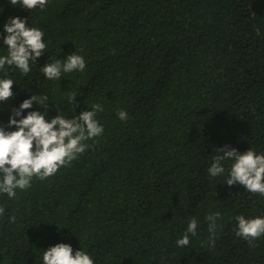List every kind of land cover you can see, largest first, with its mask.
<instances>
[{"label":"trees","instance_id":"trees-1","mask_svg":"<svg viewBox=\"0 0 264 264\" xmlns=\"http://www.w3.org/2000/svg\"><path fill=\"white\" fill-rule=\"evenodd\" d=\"M14 17L48 47L27 75L0 72L15 81L0 126L15 131L12 110L47 95L49 120L102 105L104 132L55 175L0 194V264H43L58 243L94 264H264V236L249 246L235 234L236 216H264V196L225 183L232 161L207 172L225 145L264 154V0H48L32 11L0 0V56ZM74 53L84 72L43 76ZM28 111L43 109L19 118ZM217 212L213 246L207 217ZM192 218L196 235L179 247Z\"/></svg>","mask_w":264,"mask_h":264},{"label":"clouds","instance_id":"clouds-1","mask_svg":"<svg viewBox=\"0 0 264 264\" xmlns=\"http://www.w3.org/2000/svg\"><path fill=\"white\" fill-rule=\"evenodd\" d=\"M16 7L19 5L25 11L39 8L43 10L48 0H9ZM26 20L20 17L10 18L3 26V45L7 54L0 56V72L7 68L18 69L23 75L32 71L31 65L46 53L47 44L44 42L45 33L36 27L26 26ZM86 61L79 54H70L64 60L51 61L41 67V72L47 80L59 81L62 73L74 71L84 72ZM15 81L11 78H0V103L7 102L14 97L12 91ZM76 93L68 95L67 102L75 108ZM43 109L41 111L25 110L33 105ZM47 95H31L23 100L17 109H13L9 116L7 131L0 126V194H7L9 199L16 196V190H27L31 187L33 178L44 180L55 175L62 167H68L78 157L91 147L88 143L101 136L103 125L96 116L103 111L100 104H93L92 110H86L79 115L68 118L58 113L50 120L46 118L48 112ZM19 118V119H18ZM122 121L128 119L124 110L118 112ZM222 155L213 157V163L207 169L210 177H218L225 173L224 161H232L226 184H239L252 194L264 196V154H257L250 149L244 153L225 145L218 149ZM5 208L0 207V216L4 215ZM209 232L212 233L211 243L215 245L216 221L221 219L219 212L207 217ZM236 236L247 241L249 246L264 236V216L245 218L243 215L235 217ZM15 222V217H11ZM197 221L192 218L186 232L177 240V246L186 247L190 244V235H196ZM43 264H94L93 259L82 250L73 252L70 245L58 243L48 248L42 255Z\"/></svg>","mask_w":264,"mask_h":264}]
</instances>
